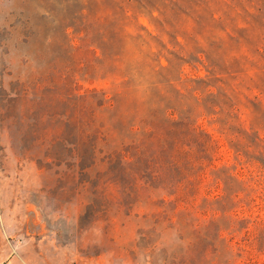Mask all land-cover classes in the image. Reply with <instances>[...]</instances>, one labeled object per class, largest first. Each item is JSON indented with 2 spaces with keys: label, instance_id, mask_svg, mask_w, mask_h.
I'll use <instances>...</instances> for the list:
<instances>
[{
  "label": "rangeland",
  "instance_id": "rangeland-1",
  "mask_svg": "<svg viewBox=\"0 0 264 264\" xmlns=\"http://www.w3.org/2000/svg\"><path fill=\"white\" fill-rule=\"evenodd\" d=\"M260 6L261 0H0V264H156L166 256L143 240L157 207L130 206L121 188L101 186L98 172L81 166V97L91 89L163 96L194 88L206 97L221 87L235 97L247 126L264 134ZM122 103L128 110L131 102ZM197 104L193 97L186 108ZM100 116L112 123L115 112ZM200 123L221 141L225 159L218 163H233L220 125L207 117ZM162 240L171 253L183 252L175 232Z\"/></svg>",
  "mask_w": 264,
  "mask_h": 264
},
{
  "label": "trees",
  "instance_id": "trees-1",
  "mask_svg": "<svg viewBox=\"0 0 264 264\" xmlns=\"http://www.w3.org/2000/svg\"><path fill=\"white\" fill-rule=\"evenodd\" d=\"M197 90L163 96L88 90L79 105L87 147L80 164L98 172L101 186L121 188L130 206L146 201L157 207L142 231L143 240L156 242L153 254L167 253L156 264H264V134L247 126L235 97L221 87L206 97ZM193 97L198 104L186 108ZM123 101L131 102L128 110ZM100 110L115 112L114 122L103 120ZM202 117L220 125L233 163H218L225 159L221 141L200 123ZM143 192L149 194L143 198ZM167 232L177 234L181 254L160 241Z\"/></svg>",
  "mask_w": 264,
  "mask_h": 264
}]
</instances>
